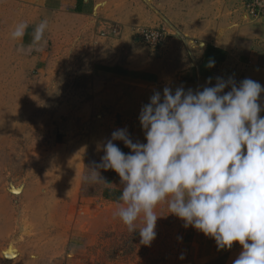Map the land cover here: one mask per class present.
I'll return each mask as SVG.
<instances>
[{
  "label": "rangeland",
  "instance_id": "rangeland-1",
  "mask_svg": "<svg viewBox=\"0 0 264 264\" xmlns=\"http://www.w3.org/2000/svg\"><path fill=\"white\" fill-rule=\"evenodd\" d=\"M140 39H134V46L146 47L147 57L155 58L160 67L165 63L171 69L178 68L175 59L163 60L159 50L153 51L159 49V45L147 47ZM125 49L128 51L127 45L123 46ZM99 50L107 59L114 55V50L105 49L104 45H100ZM171 53L176 59L180 57L174 51ZM66 55L65 51L60 55L62 70L57 93L50 92V86L44 87L47 92L35 91L41 87V77L33 73L28 76V85L34 90H27L23 95L14 92L16 101L8 103L1 99L0 102V197L2 193L11 197L17 233L9 249L17 255L20 244L34 241V233L31 235L28 230L38 217V242L44 249L55 248L52 254L59 255L58 264H196L195 229L186 228L183 221L171 215L166 203L155 209L160 217L155 229L156 239L146 246L141 243L139 233H130L115 215L122 204L120 190L114 188V178L120 182L119 176L111 170L98 169L104 183L86 178L90 177L88 169L100 163L103 145L116 129L127 128L134 141L146 142L138 119L141 107L149 102L146 92L140 96L142 102L138 104L132 90L135 86L125 77L123 82L107 77L101 84H95L91 75H67V68L92 65L88 57L76 60L73 59L75 54L70 59ZM111 59L107 63L114 60ZM214 62L212 70L222 68L220 59ZM251 64L247 61L246 67H252ZM157 78H152L156 82L152 91H162L164 83L178 80L179 75L160 76V82ZM116 81L120 84H115ZM104 87L108 90L102 91L106 90ZM111 89H115L117 99H121L118 107L105 101L111 97L116 99ZM18 97L25 105H12ZM117 144L122 151H129L122 143ZM107 191H117L112 202L104 201L109 195ZM38 203L37 210H33L31 207ZM139 226H142L140 222ZM11 251H6L5 257L15 260Z\"/></svg>",
  "mask_w": 264,
  "mask_h": 264
},
{
  "label": "crops",
  "instance_id": "crops-1",
  "mask_svg": "<svg viewBox=\"0 0 264 264\" xmlns=\"http://www.w3.org/2000/svg\"><path fill=\"white\" fill-rule=\"evenodd\" d=\"M45 19L48 27L42 38L35 40L33 29ZM20 23L28 25L22 40L12 36ZM145 28L166 32L160 48L153 51L159 50L163 60L175 59L178 68L171 69L165 63L160 67L155 58L147 57L146 47L142 44L134 46V39H140L138 31ZM100 45L114 50L112 62L107 63L112 59H107L99 50ZM124 45L128 51L123 50ZM63 51L67 53V59L73 54L76 60L88 57L89 65H92L90 68H67V75H91L95 84H101L107 77L123 82L125 77L135 86L132 90L138 104L142 102L140 96L144 92L148 100L153 94L152 88L156 86L153 77H158L160 82V76L179 75L178 80L172 79L170 84L163 86L195 90L205 86L209 77L214 85L215 78L225 73L221 77L232 78L237 84L251 78L264 86V13L252 17L240 0H0V102L1 99L8 103L16 101L14 92L23 95L27 90H34L28 85V76L33 73L41 77V87L35 91L47 92L44 87L50 86V92L57 93ZM172 51L180 57H172ZM80 54L84 56L81 58ZM217 58L222 62V68H208L209 60ZM247 61L252 62V67H246ZM125 70L127 73L123 72ZM181 78L186 79L181 81ZM115 84L120 83L116 81ZM144 87L147 90L144 91ZM111 90L116 97V90ZM19 98L13 106L25 105ZM120 100L111 97L105 101L118 107ZM259 102L264 107V93ZM261 115L264 116V111ZM114 180V188L121 194V183L118 178ZM106 193L109 195L104 201L112 202L113 194L118 195L117 191ZM118 201L115 203L119 204ZM38 206L39 203L31 208L37 210ZM37 220L40 219L37 217ZM37 220L34 219L33 228L28 230L31 235L34 233V241L20 244L16 255L9 249L17 234L12 201L10 196L2 193L0 264H58L59 255L52 254L55 248L47 246L44 249L38 242ZM194 250L196 264H232L242 249L239 244H234L231 250H220L213 239L195 230ZM6 251H11L15 260L7 259Z\"/></svg>",
  "mask_w": 264,
  "mask_h": 264
},
{
  "label": "clouds",
  "instance_id": "clouds-1",
  "mask_svg": "<svg viewBox=\"0 0 264 264\" xmlns=\"http://www.w3.org/2000/svg\"><path fill=\"white\" fill-rule=\"evenodd\" d=\"M47 27L42 20L34 39ZM27 28L18 24L13 38L22 40ZM214 66L210 59L207 67ZM262 93L264 86L251 78L237 84L223 77L214 85L209 77L195 90L154 91L138 116L146 142L134 141L127 128L116 129L86 178L103 182L98 169L119 176L122 204L115 215L146 246L156 239L155 209L166 203L171 215L213 239L218 249L239 244L232 264H264Z\"/></svg>",
  "mask_w": 264,
  "mask_h": 264
},
{
  "label": "built area",
  "instance_id": "built-area-1",
  "mask_svg": "<svg viewBox=\"0 0 264 264\" xmlns=\"http://www.w3.org/2000/svg\"><path fill=\"white\" fill-rule=\"evenodd\" d=\"M244 3L247 12L252 17H259L264 13V0H240ZM139 37L147 44V46L157 47L161 45L166 38L164 31L144 29L140 31Z\"/></svg>",
  "mask_w": 264,
  "mask_h": 264
}]
</instances>
